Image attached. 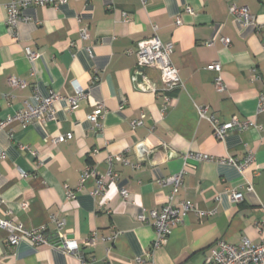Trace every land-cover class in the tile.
<instances>
[{
  "label": "crops",
  "instance_id": "crops-1",
  "mask_svg": "<svg viewBox=\"0 0 264 264\" xmlns=\"http://www.w3.org/2000/svg\"><path fill=\"white\" fill-rule=\"evenodd\" d=\"M7 1L0 0V122L49 92L70 98L81 89L86 96L75 111L60 102L47 123L0 130V201L12 211V223L52 232L49 217L64 219L62 233L78 243L80 255L28 240L10 247L0 230V264H208L218 240L238 245L264 239V107L258 103L264 94V0H66L56 8H28V20L14 33L4 22ZM232 5L248 9L255 25L235 24ZM81 28L87 29L84 40ZM154 35L174 45L170 62L178 70L179 89L163 92L157 70L137 68L138 44ZM27 48L37 59L27 58ZM211 63L221 66L222 92L215 90L216 74L207 70ZM8 79L22 80L25 87H10ZM164 96L171 103L162 112ZM99 104L104 115L94 126L87 115ZM199 108L220 124L232 118L251 124L218 141ZM132 122L140 125L132 129ZM60 136L69 138L54 144ZM189 152L239 160L252 152L255 162L241 176L211 162L186 167L182 156ZM117 155L123 158L112 165L116 180H107L104 194L92 197L95 177L79 185L80 172L89 168L104 175L109 158ZM182 170L175 192L159 184ZM65 187L74 198H67ZM121 189L128 191L127 200ZM232 190L243 194L242 201L230 199ZM170 197L172 207L188 200L193 209L164 246L148 254L154 229L138 216ZM94 231L98 241L83 246ZM112 233L118 238L107 241Z\"/></svg>",
  "mask_w": 264,
  "mask_h": 264
},
{
  "label": "built area",
  "instance_id": "built-area-1",
  "mask_svg": "<svg viewBox=\"0 0 264 264\" xmlns=\"http://www.w3.org/2000/svg\"><path fill=\"white\" fill-rule=\"evenodd\" d=\"M144 2V0H141ZM66 0H8L5 4V25L15 32L16 26L21 21H27L28 17L24 12L33 6L37 7H52L56 8L60 4H64ZM188 14H192L190 8H186ZM229 13L233 18V21L238 26L247 27L255 25V18L251 15L248 9L244 7H237L232 5L229 8ZM176 25H180V19L177 18ZM155 31L156 28L154 27ZM80 38L82 40L87 38V29L81 28L79 30ZM220 43L225 47H229L231 42L228 38H221ZM213 42L210 41L208 45ZM173 43L163 44L157 36H153L149 39L143 40L138 44L137 51L134 53L137 58L138 69H155L157 70L160 81L162 84L163 92H171L175 89L182 87V83L179 77L178 70L171 64L170 56L173 52ZM25 53L28 59H37V54L32 53L28 48L25 49ZM131 54L132 52L129 51ZM264 61V59H263ZM208 71H212L216 74L214 78V87L217 92H222L225 89L221 73V66L219 63H211L207 66ZM7 83L10 87L16 89H23L25 82L18 79H8ZM83 90L78 89L76 95L70 98H64L54 92H49L46 96L35 97V104L26 103L25 107L15 113L12 117L5 122H0V130L4 129L6 125L18 124L21 127H26L33 121H39L41 123H47L54 120L55 110L60 102L66 103L67 111H75L79 107V102L85 98ZM164 108L163 111L170 105L171 98L164 96ZM259 109L264 107V94L258 98ZM122 107H120L121 109ZM199 116L205 118L212 127L213 136L222 141L229 132L243 131L251 123L249 121H239L236 118H232L230 121L220 124L213 117L205 116V109H198ZM104 115V107L102 104L97 105L88 115L87 121L94 126L100 124V120ZM140 125L138 122H132L131 127L134 129ZM69 136H60L53 140L54 144L65 141ZM123 156L117 155L110 157L108 160V171L104 175H95V173L89 168H84L80 172L79 185L83 184L89 177H95L94 190L91 193L92 197H98L104 194L106 190V181L114 182L117 175L112 172V165L116 162H121ZM184 166L187 167L189 162H211L217 165L234 168L241 176L252 167L255 162V155L252 152H248L244 157L239 160L232 156H226L223 158H214L207 154L202 153H186L182 156ZM185 177V170L179 173L162 179L159 181L161 186L171 185L174 188V192L178 187L182 185ZM66 196L68 199L74 198L75 194L67 187ZM245 190L250 192L252 190L251 183L247 182ZM120 195L123 199H128V191L125 189L120 190ZM230 199L233 202H240L243 199L241 192L235 190L230 191ZM171 197L168 198L165 205L159 209L150 210L147 215L141 213L138 216L140 223L151 222L154 229V239L151 243L148 254H152L154 251L160 249L167 241L168 236L171 233V229L182 222L186 214L193 209L191 201L184 200L179 203L177 207H172L170 203ZM3 202L0 201V230L6 233L7 244L10 247H15L22 240H28L30 243L37 246H59L62 251L67 254H74L79 256V245L74 240L66 238L62 233L65 227V220L54 216H50L49 220L53 224L54 228L52 232H48L45 227H39L35 229H25L20 225L13 224L11 220L12 211L9 208L3 207ZM119 236V233H112L106 238L107 241H115ZM98 241L97 233L94 231L91 233L90 238L83 242V246L92 247ZM208 264H264V239L258 243L253 244L247 239H243L238 245H230L223 240H218L215 245L210 249ZM82 264H89L82 260ZM137 264H143V261L138 260Z\"/></svg>",
  "mask_w": 264,
  "mask_h": 264
},
{
  "label": "water",
  "instance_id": "water-1",
  "mask_svg": "<svg viewBox=\"0 0 264 264\" xmlns=\"http://www.w3.org/2000/svg\"><path fill=\"white\" fill-rule=\"evenodd\" d=\"M140 72L143 73V70H141Z\"/></svg>",
  "mask_w": 264,
  "mask_h": 264
}]
</instances>
